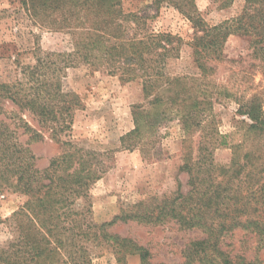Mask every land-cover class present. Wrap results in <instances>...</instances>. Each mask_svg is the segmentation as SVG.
I'll use <instances>...</instances> for the list:
<instances>
[{"label": "trees", "instance_id": "1", "mask_svg": "<svg viewBox=\"0 0 264 264\" xmlns=\"http://www.w3.org/2000/svg\"><path fill=\"white\" fill-rule=\"evenodd\" d=\"M20 1L39 24L70 34L72 50L37 55L33 65L22 69V80L0 84V102L17 109L8 113L0 106V192L7 189L27 197L14 214V218L19 216L14 220L21 238L0 249V264H54L59 257L62 264H91L88 243L111 248L119 264L134 255L140 264H153L147 247L108 231L127 221L151 226L174 223L179 230L195 233L181 247L178 264H264V111L256 97L239 108L249 121L243 133L247 146L244 150L242 144L231 146L227 168L216 167L211 149L199 138L194 144L196 155L185 156L179 167L188 176L186 194L178 182L171 196L151 197L135 204L133 211L97 224L89 218L86 202L84 211H75L74 206L78 199L86 200L91 185L105 173L109 152L84 150L64 140L69 137L75 110L82 105L77 94L63 91L60 76L84 64L118 75L124 82L140 81L148 108L132 106L134 129L121 138L124 149H133L130 139H138L139 144L144 132H155L173 113L187 135L202 128L205 120L201 117L204 108L198 107L203 101L193 87H199V92L200 87H207L204 79L214 72L208 62L222 61L230 36L248 40L252 57L264 71V0H245L238 16L213 26L205 23L194 0H151L142 12L128 14L121 0ZM220 1L223 9L234 0ZM165 2L195 30L190 45L200 79L172 77L165 71L167 61L178 56L182 40L170 33H156L147 25ZM196 81L198 85L193 86ZM24 113L35 126L22 118ZM17 130L27 137L24 144ZM45 136L62 150L40 170L29 146ZM183 143L187 144L186 139ZM214 144L226 142L219 135ZM235 234L243 238L236 244Z\"/></svg>", "mask_w": 264, "mask_h": 264}, {"label": "rangeland", "instance_id": "2", "mask_svg": "<svg viewBox=\"0 0 264 264\" xmlns=\"http://www.w3.org/2000/svg\"><path fill=\"white\" fill-rule=\"evenodd\" d=\"M151 0H121L124 13H139ZM220 0H194L201 17L209 26L238 16L245 0H234L220 9ZM146 13V12H145ZM154 14L153 11L150 12ZM147 25L156 33H170L182 40L179 54L167 61L165 71L169 76H186L200 79L201 72L194 62L192 38L196 35L189 20L172 5L163 3ZM72 40L68 33L53 31L39 24L29 16L20 0H0V84H12L23 79L22 69L35 63L42 53H69ZM214 72L204 79L207 87H193L195 96L203 101L198 107L203 126L194 128L185 135L180 120L169 114L155 132L143 133V139H130L133 149H124L121 138L134 129L132 106L148 108L139 80L124 82L118 75H108L102 69L78 64L68 68L61 76L64 92H73L81 100V108L75 110L69 140L84 150L97 153L109 152L104 159L105 173L88 190L85 199H78L75 211H84V202L91 210L89 218L97 224L110 222L115 216L134 210L133 206L151 197L158 200L171 196L181 183V193L189 190L188 176L179 171L185 156H194L195 143L204 139L212 151L216 167L227 168L232 158L233 145L244 150L243 133L248 123L239 108L252 97L260 101L264 111V71L259 60L251 55L248 40L237 35L230 36L223 49L222 61H210ZM198 85L197 81L193 86ZM0 106L8 113L17 112L9 102ZM22 118L35 126L27 113ZM215 130V132L213 131ZM21 144L26 136L17 130ZM217 133V135H216ZM223 137L225 145L216 146L214 139ZM186 139L187 144L183 143ZM189 139V140H187ZM36 168L43 170L51 159L61 152L60 145L48 137L32 143ZM264 148V146H263ZM191 153V155H190ZM106 158V157H105ZM27 197L10 190L0 192V249L20 240L21 234L14 220ZM112 234L133 239L147 247L152 253V263L178 264L181 262V247L195 233L179 230L174 223L151 226L135 221L118 222L108 228ZM199 233V232H198ZM200 235V234H197ZM234 244L243 239L239 234L233 237ZM91 264H119L111 248L96 243L87 244ZM59 257L54 264H62ZM120 264H140L137 256H127Z\"/></svg>", "mask_w": 264, "mask_h": 264}]
</instances>
